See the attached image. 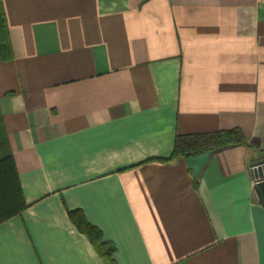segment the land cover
Segmentation results:
<instances>
[{"label": "crops", "instance_id": "1", "mask_svg": "<svg viewBox=\"0 0 264 264\" xmlns=\"http://www.w3.org/2000/svg\"><path fill=\"white\" fill-rule=\"evenodd\" d=\"M0 110L27 207L0 264H264V0H3ZM247 144L170 159L177 135Z\"/></svg>", "mask_w": 264, "mask_h": 264}, {"label": "trees", "instance_id": "2", "mask_svg": "<svg viewBox=\"0 0 264 264\" xmlns=\"http://www.w3.org/2000/svg\"><path fill=\"white\" fill-rule=\"evenodd\" d=\"M13 58L14 51L3 0H0V59L9 61ZM244 144H247V136L240 128L177 135L170 159H187L202 152H216L226 147ZM26 207L27 204L0 110V223L19 214ZM70 216L77 228L89 237L103 258L104 264H117L113 255L115 247L111 242L103 239L100 230L89 224L78 211H70Z\"/></svg>", "mask_w": 264, "mask_h": 264}, {"label": "water", "instance_id": "3", "mask_svg": "<svg viewBox=\"0 0 264 264\" xmlns=\"http://www.w3.org/2000/svg\"><path fill=\"white\" fill-rule=\"evenodd\" d=\"M252 172L253 177L258 179L255 185V190L261 200V203L264 205V160L257 162Z\"/></svg>", "mask_w": 264, "mask_h": 264}, {"label": "built area", "instance_id": "4", "mask_svg": "<svg viewBox=\"0 0 264 264\" xmlns=\"http://www.w3.org/2000/svg\"><path fill=\"white\" fill-rule=\"evenodd\" d=\"M258 179H256V183H257Z\"/></svg>", "mask_w": 264, "mask_h": 264}]
</instances>
